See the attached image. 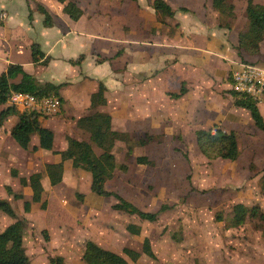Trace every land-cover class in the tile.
Returning a JSON list of instances; mask_svg holds the SVG:
<instances>
[{
	"label": "crops",
	"instance_id": "crops-1",
	"mask_svg": "<svg viewBox=\"0 0 264 264\" xmlns=\"http://www.w3.org/2000/svg\"><path fill=\"white\" fill-rule=\"evenodd\" d=\"M165 1L174 10L173 16L157 11L155 0H0V10L8 14L0 25V75L10 65H21L41 84L59 85L62 102L58 114L40 117L41 125L54 132L53 150L40 148V139L31 141L33 152L21 148L11 135L18 119L9 117L0 126V159H17L27 168L28 174L20 177L41 172L44 188L49 180L53 187L60 186L69 173L84 172L91 197L95 193L91 173L73 167L72 160L64 161L59 181L49 178L45 169L62 161L58 152L68 148L70 137L91 142L90 134L78 126L81 118L106 113L109 129L130 134L135 143L132 150L122 141L108 147L119 166L138 156L154 161V148L164 153L165 145L172 143L198 148L197 131L217 128L234 132L238 142L236 160H213L225 162V173L221 170L220 175L233 182L228 186L238 188L230 201L233 208L240 204L255 210L249 216L264 221V130L256 125L250 110L235 104L230 79L241 62L264 67V40L255 55H241L237 48L240 35L248 29L247 7L258 2L247 0L241 14L232 2L235 14L243 18L241 25L239 21L226 23L213 0ZM69 3L75 4L78 18L67 13ZM43 9L51 16V24L46 23ZM101 85L106 102L92 106ZM257 106L264 119V102ZM147 135L153 137L147 144L136 143ZM35 146L39 147L36 151ZM23 151L28 152L25 160L16 157ZM5 186L6 179H0L2 193ZM25 187L27 192L32 190ZM252 231L256 236L247 241V248L253 250L249 256L261 261L264 227Z\"/></svg>",
	"mask_w": 264,
	"mask_h": 264
},
{
	"label": "rangeland",
	"instance_id": "rangeland-1",
	"mask_svg": "<svg viewBox=\"0 0 264 264\" xmlns=\"http://www.w3.org/2000/svg\"><path fill=\"white\" fill-rule=\"evenodd\" d=\"M252 1L264 4V0ZM232 2L241 14V5L247 0H227L230 8ZM227 9L222 13L226 23L239 21L242 25L243 18L237 14L231 17ZM21 113L23 110L18 108L11 118L18 119ZM38 139L34 133L32 143ZM94 148L99 154L101 149ZM153 153V165L138 166L135 159H128L123 163L127 169H119L106 188L144 211L157 212L168 206L155 222L115 209L118 200L114 196L94 193L89 197L87 176L75 171L60 186L53 187L51 180L47 181L42 201L26 212L24 205L31 200L32 190L27 192V187L20 184V176L28 174L27 168L17 159H0V179H6L7 184L3 193L0 191V200L9 201L16 213L12 217L0 211V232L17 220L24 221V245L30 264H52L50 259L55 256H62L65 264H85L87 240L119 253L125 247L144 253L137 261L129 260V264H264V258L260 261L259 257L249 256L253 250L247 248V241L256 236L252 230L264 227V221L253 216L239 226L231 225L230 201L237 196L238 188L228 186L233 182L220 175L225 162L215 164V159L205 157L199 147L186 143L165 145L164 153L154 148ZM16 157L25 160L28 152ZM35 163L38 170L39 163ZM20 192L23 198H16L14 194ZM128 225L135 226L139 233L131 232ZM147 237L153 254L143 249Z\"/></svg>",
	"mask_w": 264,
	"mask_h": 264
},
{
	"label": "trees",
	"instance_id": "trees-1",
	"mask_svg": "<svg viewBox=\"0 0 264 264\" xmlns=\"http://www.w3.org/2000/svg\"><path fill=\"white\" fill-rule=\"evenodd\" d=\"M227 0H213L216 10L221 13H226L227 9L231 11V17H235L234 5L231 8L227 5ZM155 9L164 15L173 16L174 10L165 0H155ZM187 10V9H183ZM46 14V23L51 24V16L43 9ZM66 11L73 18H78L79 13L75 9V4L69 3L66 6ZM248 20V29L239 37L238 50L243 53L255 55L260 50V43L264 40V4L251 3L246 10ZM39 53L35 49L34 56ZM59 85L51 83L41 84L33 75L27 73L21 65H10L5 73L0 75V126H2L12 115L16 113V108L8 104V99L12 91L29 92L38 96H46L49 94L59 95ZM105 87L101 85L100 90L92 97V106L105 104ZM235 97V104L242 106L251 111L252 117L256 125L264 130V119L258 109L257 103L246 95H241L232 91ZM42 115L37 112L25 111L19 115L18 122L11 129L12 137L17 141L23 149H29L32 141V135H39V147L46 150H53L54 147V132L46 127H43L40 122ZM78 126L90 134L91 142L69 138V146L66 150L58 152L61 154L62 161L59 163H51L46 165V173L53 180H60L64 175V161L72 160L73 167L86 170L91 173V189L100 196H114L118 202L114 208L130 215H137L143 220L155 222L159 215L164 212L168 206L164 205L157 212H148L139 208L133 202L127 200L123 196L114 191L106 189L105 185L108 180H111L118 169L126 170L125 164L119 166L116 156L109 152L108 147L118 141L129 144V149L135 143L132 142L129 133L120 132L109 129V116L106 113L97 112L79 120ZM197 145L209 159H227L236 160L239 155L238 142L234 132L226 133L216 128L208 131H197ZM153 139L147 135V139H140L136 143L145 145ZM95 146L102 150L101 153L95 151ZM39 147H34V151ZM138 164L153 165L154 161L146 156H138L136 158ZM14 174V172H13ZM16 175V174H14ZM43 174L41 172L32 173L29 177H21L20 182L23 186H30L32 189V198L26 201L24 209L30 212L33 203H39L43 199L45 191L42 184ZM9 193H12L11 188H7ZM16 198H23V193H15ZM45 205V202L43 203ZM234 216L231 218L232 226H239L246 221L247 216H252L253 212L243 205L234 206ZM0 211L15 217L16 213L11 203L7 200H0ZM251 212V214H250ZM249 216V217H250ZM24 221L17 220L7 226L0 232V264H30V259L26 253L24 245ZM135 226H130L132 232L139 233V229L135 231ZM143 249L152 253L151 242L146 238L143 244ZM142 256V252L125 247L123 254H119L111 249L105 248L93 240H87L84 243L83 260L85 264H129V260L137 261ZM52 264H65L62 256H55L50 259Z\"/></svg>",
	"mask_w": 264,
	"mask_h": 264
},
{
	"label": "built area",
	"instance_id": "built-area-1",
	"mask_svg": "<svg viewBox=\"0 0 264 264\" xmlns=\"http://www.w3.org/2000/svg\"><path fill=\"white\" fill-rule=\"evenodd\" d=\"M7 12L0 10V25L7 19ZM232 90L251 97L257 104L264 102V67L253 62H241L230 75ZM8 104L23 112H37L53 116L61 109V98L56 94L38 96L29 92L12 91ZM216 132V129H213Z\"/></svg>",
	"mask_w": 264,
	"mask_h": 264
}]
</instances>
